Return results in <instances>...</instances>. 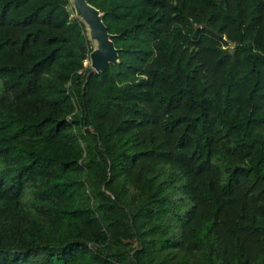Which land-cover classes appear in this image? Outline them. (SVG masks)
I'll return each mask as SVG.
<instances>
[{
	"label": "trees",
	"instance_id": "1",
	"mask_svg": "<svg viewBox=\"0 0 264 264\" xmlns=\"http://www.w3.org/2000/svg\"><path fill=\"white\" fill-rule=\"evenodd\" d=\"M86 1L99 71L70 0H0V264H264V0Z\"/></svg>",
	"mask_w": 264,
	"mask_h": 264
},
{
	"label": "water",
	"instance_id": "2",
	"mask_svg": "<svg viewBox=\"0 0 264 264\" xmlns=\"http://www.w3.org/2000/svg\"><path fill=\"white\" fill-rule=\"evenodd\" d=\"M83 11H82V20L87 23L89 26L98 29L99 31V47H93L89 53L90 66L93 71H99L106 67L109 62L118 61V49L114 46V43L111 39L112 34L108 32L106 25L102 21V14L98 8L88 3L86 0H81ZM92 7L97 10V14L92 11ZM200 27H207L208 24L203 22ZM214 32L221 36L223 39H227L226 35L219 33L217 29H214ZM229 41V40H228ZM233 44L232 41H229ZM233 53V50H231ZM86 65V63H84Z\"/></svg>",
	"mask_w": 264,
	"mask_h": 264
},
{
	"label": "rangeland",
	"instance_id": "3",
	"mask_svg": "<svg viewBox=\"0 0 264 264\" xmlns=\"http://www.w3.org/2000/svg\"><path fill=\"white\" fill-rule=\"evenodd\" d=\"M71 6L73 8L74 14H76L77 16H79L80 18H82L83 14H82V9H81V3L79 0H70ZM86 28L88 31V36H89V42L93 47H97V41L95 40V38L93 37V35L91 34V30L89 28V25L86 23ZM89 57L84 60V63H86V65H90L89 63Z\"/></svg>",
	"mask_w": 264,
	"mask_h": 264
},
{
	"label": "bare ground",
	"instance_id": "4",
	"mask_svg": "<svg viewBox=\"0 0 264 264\" xmlns=\"http://www.w3.org/2000/svg\"><path fill=\"white\" fill-rule=\"evenodd\" d=\"M81 1V0H79ZM81 9H83V6H82V2H81ZM92 11L95 12L97 14V10L95 8L92 7ZM90 30H91V34L93 35V37L95 38V40L98 42L97 43V47L100 46V42H99V31L98 29L92 27L91 25L89 26ZM89 63H90V60H89Z\"/></svg>",
	"mask_w": 264,
	"mask_h": 264
}]
</instances>
